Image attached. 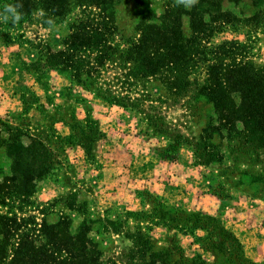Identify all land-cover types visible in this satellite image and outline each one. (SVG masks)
Returning a JSON list of instances; mask_svg holds the SVG:
<instances>
[{
	"label": "trees",
	"instance_id": "16d2710c",
	"mask_svg": "<svg viewBox=\"0 0 264 264\" xmlns=\"http://www.w3.org/2000/svg\"><path fill=\"white\" fill-rule=\"evenodd\" d=\"M150 1L161 4V11L148 9ZM18 2L22 19L15 24L16 30L22 22L29 21L36 14L38 21L45 28L60 25L69 19L73 20L68 23L69 33L63 42V49L54 51L46 47L47 57L43 65L41 62L42 56L45 55L44 48L41 49L38 45L40 58L22 65V69L34 73L37 78L38 74L32 69L36 70L38 65V69L50 66L62 72L74 70L75 77L80 80L79 72L83 65H86V57L90 58V55L95 53L97 67L104 70L107 66L121 68L127 81H133L143 87L152 80L160 81L168 96L179 97L186 95L192 86V74H195V70L203 63L206 67V78L204 83L199 85V94L203 95L207 105L213 108L216 123L211 122L204 129L206 133L210 130L212 132L206 142L196 144L197 149L206 152L207 148L211 147L207 143L213 144L212 136L218 135L223 138L225 133L228 137L233 133L243 135L245 143L264 149V65L246 60L240 53L242 46L239 43L226 41L216 46L211 44L214 34L232 23V14L223 8L224 0H197L190 7H185L180 0H18ZM8 3H17V0H0V10ZM122 5H136L148 10L135 25L134 34L131 36L122 33L117 21L118 8ZM259 11L254 17L264 14V10ZM48 19L53 20L52 26L47 23ZM15 25L11 22H0V43L5 46L14 43L12 41L14 38L10 37L12 32L10 27L14 29ZM90 64L92 63L88 62L87 66ZM94 66L87 71V76L92 81L95 80V77L94 79L92 77L96 70ZM144 94L142 96L146 98L152 96L148 91ZM163 96L160 95L158 98ZM30 103L27 97L24 113L27 112ZM123 107L128 109L125 105ZM58 118L64 121L62 117ZM91 122L92 119H87L84 126L81 123V133L63 137L64 141L61 144L69 147L81 146L85 156L94 161L103 133L98 122L93 128L89 125ZM148 125H151V120L148 121ZM69 126L73 129V126L70 124ZM23 135L24 132L19 128L5 123L0 117V150L5 148L7 156L12 160L11 175L0 176L1 204H6L8 197L25 200L32 197L37 190L38 180L48 174L53 165L55 153L48 139L38 133V137L26 145L21 138ZM181 139L188 141L185 136H170V144L160 152V157L176 159L172 156L179 151ZM194 154L200 160V163L195 164L207 165L212 161L210 154L198 155L197 150ZM221 186H218L220 190ZM222 190L226 191L225 187ZM214 192L220 197L223 195L216 189ZM69 195L76 196L75 193ZM69 197H65L68 202ZM70 208L74 207L70 205ZM141 214L148 222L158 224L159 212L155 208L153 211L130 213L135 217ZM182 219L183 230L191 234L196 230L204 232V235L197 239L203 251H209L214 255L218 251L228 256L227 262L223 264H264V261L255 262L246 255L238 237L226 229L219 217L202 212L183 211ZM18 220L21 218H17L16 215L0 214V264H115L101 258L99 245L88 237L90 229L86 227V222L81 231L74 235L70 231V221L65 217H61L59 222L53 224L45 221L42 234L46 240L38 245L31 230L24 227L28 220L22 222ZM139 225V221H135L134 231H128L127 234L134 240L138 253L144 258V262L140 264H195L197 261L199 264H207L198 254L190 262L184 256L176 235L169 239L166 247H158ZM217 226L220 227V234L214 235ZM129 227H131L129 230L133 229L132 226ZM15 236L20 237V240L10 247V240ZM220 236H224L228 242L222 239L214 243V239H219Z\"/></svg>",
	"mask_w": 264,
	"mask_h": 264
},
{
	"label": "rangeland",
	"instance_id": "374dc122",
	"mask_svg": "<svg viewBox=\"0 0 264 264\" xmlns=\"http://www.w3.org/2000/svg\"><path fill=\"white\" fill-rule=\"evenodd\" d=\"M263 3L264 0H241L239 2L224 0L223 8L232 14V23L217 31L211 39V44L216 46L226 41L239 43L242 46L240 53L246 60L264 65V14L254 17L260 12L259 10H264ZM147 8L160 12L161 4L150 1ZM146 11H148L146 8H139L136 5H122L118 8L117 21L125 36L134 34L135 25ZM72 21L69 19L60 25L45 28L38 21L36 14L29 21L22 22L18 30H16V25L14 29L10 27L12 31L10 37L14 38L12 39L13 45L18 46L19 50H10L8 54L22 65L28 64L40 58L38 49L40 45L41 49L44 48L43 54L45 55L42 56L41 62L44 65L47 57L46 47L54 51L63 49V42L69 33L68 23ZM185 23L188 25L187 19ZM21 43L22 45H19ZM10 46L0 43V47ZM29 50H32L34 55L30 54ZM94 58L95 53H92L90 58L86 57V65H83L84 67L79 72L80 80L75 77L74 70L62 72L50 66L38 69V65L36 70L32 69L38 74V91L30 87L29 79L20 80L21 87L26 88V96L31 101V105L22 115L1 113L0 117L5 123L24 132L21 138L26 145L31 144L33 138L38 137V133L46 137L55 154L52 168L48 174L38 180L35 194L27 200L8 197L6 204L0 202V214L16 215L17 218H21L18 222L28 220V224H24V227L31 230L38 245L46 240L42 234L45 221L53 224L59 222L61 217H65L69 219L70 231L74 235L81 231L86 222V227L90 229L88 237L99 245L102 252L101 258L115 264L144 262L141 253H138L136 243L127 234L128 231H134L135 221H139V226L152 237L158 247H166L169 239L176 235L184 256L190 262L198 255H201V259H204L207 264L227 262L228 256L222 252L216 251L217 254L214 255L200 248L197 239L204 235L203 231L196 230L194 234H191L183 230V211L189 212L187 209L173 205L148 191L137 192V207L135 203L126 199L106 198L109 196V191L104 190L99 184V175L93 177L89 172L90 168L99 167L97 156L94 161L86 156L84 161L82 157L75 167V163L70 159L74 157V154L70 156L66 145L63 146L64 144L61 143L64 141L63 137L75 133L79 135L82 127L80 124L83 123L84 126L87 119H92L89 125L93 128L96 122H99L97 119L106 114L105 112H110L114 116L125 115L120 112L123 109L137 123V128L143 132L146 142L158 144L165 139H170V136H185L188 139L187 142L184 139L180 140L179 151L172 156L176 158L173 160L186 163L189 152L194 158V163H200L194 154L196 150L198 155L210 154L212 161L209 164L196 165L209 178L214 189L223 193L221 197L216 196L223 200H229L230 197L250 198L262 207L263 212L264 149L251 145V143H245L243 135L236 133L230 137L225 133L223 138L214 135L211 142L213 144L207 143L211 145L210 149L207 148L206 152L203 149H197L196 144L201 141L206 142L212 132L210 130L206 133L204 129L209 123H216L213 108L207 105L205 97L199 94V85H202L206 78V67L203 63L195 70V74H192V86L186 95L170 97L160 81L152 80L145 87L136 85L133 81H127L123 77L124 71L121 68L107 66L104 70L96 66ZM88 62L92 64L87 66ZM93 65L96 68L92 76L93 79L95 77L94 81L87 76V71ZM27 72L32 73L28 70ZM66 82L69 86L63 88ZM58 88L64 89L63 101L60 104L55 102L57 97L54 96ZM145 91L151 93L152 96L150 98L142 96L145 95ZM160 95L165 97L158 98ZM115 100L119 102L115 103ZM236 100L239 101V98L236 97ZM124 105L127 106V110L124 109ZM58 117H62L66 124L64 121H59ZM149 120H151L150 126L148 125ZM59 122L63 123L66 131L68 130L65 136L62 134L64 130L61 131L58 127ZM69 124L73 126V129ZM11 165L12 160L7 156L6 149L0 150V176H10ZM93 174L97 175L95 172ZM219 185H222L221 190L218 188ZM223 187L226 191L222 190ZM71 193H75L76 196L69 195ZM66 196H71L69 197L70 203L65 199ZM112 196L116 195L112 194ZM70 205L74 208H70ZM154 208L159 212L156 225L148 222L143 214L139 217L130 215L137 211H153ZM221 221L226 229L230 230L224 220L221 219ZM121 223L123 224L120 225ZM129 226L133 229L129 230L131 228ZM219 226L215 228L214 235L220 234ZM222 239L227 240L224 236H220L213 242L218 243ZM19 240L20 237L17 236L12 238L10 247L16 245ZM226 247H229L228 243ZM195 264H199V261Z\"/></svg>",
	"mask_w": 264,
	"mask_h": 264
},
{
	"label": "crops",
	"instance_id": "0c3cea01",
	"mask_svg": "<svg viewBox=\"0 0 264 264\" xmlns=\"http://www.w3.org/2000/svg\"><path fill=\"white\" fill-rule=\"evenodd\" d=\"M10 50L17 51L19 48L13 44L8 48L0 47V114L22 115L27 106V96L26 88L21 87L20 80L29 79L30 87L38 91V79L35 74H29L22 69V63L17 59L10 57ZM29 51L34 55L32 50ZM63 86L65 88L69 83L67 85L66 82ZM63 88H58L54 95L57 97V104L63 101ZM40 101L44 102L43 99ZM120 112L125 115L114 116L105 112L106 114L97 119L103 133V138L98 143L99 167L90 168L89 172L93 177L99 175V184L109 191L106 198L126 199L137 207V192L148 191L189 212L201 211L217 216L224 220L231 232L238 237L246 255L256 262H263L262 207L246 197L223 200L216 196L213 191L215 187L211 185L202 169L194 163V158L189 152L186 163L161 158L160 152L168 147L170 140L165 139L161 143L158 141V144L144 141V134L137 128L134 119L125 110L121 109ZM58 127L61 131L64 130V136L68 133L63 123L59 122ZM70 147L66 145L67 153L70 156L74 154L70 159L77 167L82 157L85 161V151L79 145ZM112 194L116 196L113 197Z\"/></svg>",
	"mask_w": 264,
	"mask_h": 264
},
{
	"label": "clouds",
	"instance_id": "9594fccd",
	"mask_svg": "<svg viewBox=\"0 0 264 264\" xmlns=\"http://www.w3.org/2000/svg\"><path fill=\"white\" fill-rule=\"evenodd\" d=\"M181 3H184L185 7H189L195 0H180ZM20 4L17 0V3H8L5 4L0 10V22L8 23L11 22L13 25L19 23L22 19V13L18 10ZM47 23L52 26L53 20L48 19Z\"/></svg>",
	"mask_w": 264,
	"mask_h": 264
}]
</instances>
